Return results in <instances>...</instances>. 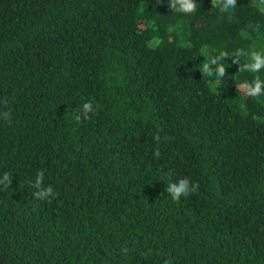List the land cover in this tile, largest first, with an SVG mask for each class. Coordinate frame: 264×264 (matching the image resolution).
<instances>
[{"label": "trees", "instance_id": "1", "mask_svg": "<svg viewBox=\"0 0 264 264\" xmlns=\"http://www.w3.org/2000/svg\"><path fill=\"white\" fill-rule=\"evenodd\" d=\"M194 2L0 0V264H264V11Z\"/></svg>", "mask_w": 264, "mask_h": 264}, {"label": "clouds", "instance_id": "2", "mask_svg": "<svg viewBox=\"0 0 264 264\" xmlns=\"http://www.w3.org/2000/svg\"><path fill=\"white\" fill-rule=\"evenodd\" d=\"M212 4L214 6L219 5L221 12H226L234 9L237 5L236 0H212ZM170 7L172 10L184 14H192L197 11V4L194 2V0H170ZM258 7H260L261 11H264V0H258ZM241 54L243 53L241 52ZM261 69H264V55H262L261 52L252 51L248 63L241 67L240 71L258 73ZM202 71L208 76H212L215 74L217 78H221L226 74L223 64L219 65L214 72V70L208 66V63L205 62L202 66ZM240 88L242 92L247 96H264V80H261L259 76H256L252 82H244L240 85ZM92 111H94V109L91 102L85 103L83 105L84 118H87L88 113ZM3 115L5 117L9 116L8 112H4ZM77 118L79 119V117ZM157 139H159V137H157ZM42 175L43 174L40 173L37 176V187H39L41 183ZM4 181L8 184L10 183L9 174H4ZM195 190H197V185L192 184L188 178H181L177 182H170L167 188V191L171 194V197L174 200H179L182 195L188 196L192 191ZM49 195H54V193H52L51 186L47 187V192L36 193L38 199H47Z\"/></svg>", "mask_w": 264, "mask_h": 264}, {"label": "rangeland", "instance_id": "3", "mask_svg": "<svg viewBox=\"0 0 264 264\" xmlns=\"http://www.w3.org/2000/svg\"><path fill=\"white\" fill-rule=\"evenodd\" d=\"M240 92H242L241 88L239 89ZM243 93V92H242Z\"/></svg>", "mask_w": 264, "mask_h": 264}]
</instances>
